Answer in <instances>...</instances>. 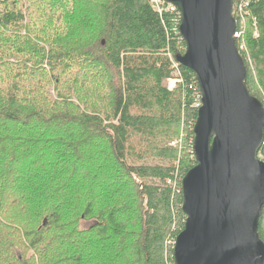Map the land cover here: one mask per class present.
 Segmentation results:
<instances>
[{"label":"trees","instance_id":"obj_1","mask_svg":"<svg viewBox=\"0 0 264 264\" xmlns=\"http://www.w3.org/2000/svg\"><path fill=\"white\" fill-rule=\"evenodd\" d=\"M17 1L0 0V32L5 33L6 36L5 39L0 36V41L8 44L4 45L5 49L11 46L16 49L17 53L26 55L22 62V73H19L18 65L7 64L15 74L10 77L11 85L8 92L5 95H0L6 97H0V127L3 125L20 126L22 135L26 134L29 137L30 133L33 134L34 139L30 138L29 145L25 146L28 141H23L22 150L28 154H32V151L26 147L35 146V143L40 141L36 138L37 133L35 134L38 129L48 130L51 127L52 130H55L59 125L62 128L63 124L71 122L73 126L70 128L75 127L74 130L79 131L77 134L79 141L67 130L52 133L54 138L42 141L43 146L37 156L39 161L35 158L33 173H28L26 161L20 165L12 163L13 160H22L14 155L13 148H16L17 140L14 139L13 131L11 133L0 131V195L4 194L7 197L5 195L7 193L14 195L18 192L21 200L24 196L22 193L32 195L35 200L39 197L51 199L52 205L58 204V202L63 205L59 209H54L53 215L56 216L57 210L67 212L64 203L66 205L71 203L74 208L75 200L85 199L90 194L93 188L87 185L90 178L92 180L97 177L101 178L99 181L102 182L99 185L106 184L104 180H110L114 186L122 180L125 182L129 180L135 186L141 202L139 209L141 210V223L135 229L138 231L137 234L140 233V239L133 244L125 242L126 227L118 221L124 212L119 207L108 210L104 217L97 222V225L90 229L79 231L78 227H74L72 237L66 233L53 234V246L48 245V241H46L42 250H39L40 255L33 253L27 260L21 262L14 256L15 251L13 253L11 251L10 255L9 247H7L9 242L5 236L0 235V264H29L35 259L37 264H84L85 261L80 256L85 257L87 252L94 249L97 244L101 246L103 241L110 238V236H104L109 233L116 240L117 248L111 252L102 253L103 256L100 257L102 260L96 264H173V241L183 230L185 222V216L181 211V181L186 173L195 166L192 140L193 126L198 110V107L195 106L198 103L197 97L188 88L193 85L198 91L195 75L191 71L178 66L184 82L172 92L167 91L166 86L162 84L163 80L170 79L174 75L175 70L172 65L176 62L175 57L185 52V43L179 35L178 11L170 10L168 4L164 3L160 15L151 9L146 0H104L98 6V13L105 24V28L101 30L103 37L99 47L96 46L93 51H91L92 48L87 50L69 48L64 51L56 43L54 45L59 52L51 50L45 54L44 48L38 47L27 35V32H31L33 27L26 26L24 23L26 15L33 16L38 13V6L42 0L32 4L31 9L27 11H23ZM71 10L73 12L71 23H75L78 21L77 9L71 8ZM249 10L251 16L245 21L247 30L242 40L245 41L249 56L255 62V66L258 65L264 75V0L253 2ZM238 29L237 25L236 32ZM255 31L257 36H254ZM18 38H20L19 42ZM240 40H235L238 52ZM239 55L246 67V89L264 107V101L257 98L253 92L254 87L252 86L255 85V82L248 60L240 53ZM79 57L90 61L94 68L114 69L119 79L123 73V86L115 92L116 95L113 99L114 119L112 121H106L102 116H96L95 113H83L82 116L73 118L62 117L59 116L58 108L44 109L42 105H37L33 100L23 99L20 107L19 98L22 97L20 92H25V85L20 87V84L32 80L35 75H38V72L46 71L44 65H47L49 67L47 72L51 73V78H54L56 84L59 85L57 80L60 79L61 73L52 69V66H67ZM66 82L67 79L64 80V84ZM261 87L264 91V82L261 83ZM50 105L56 106L51 101ZM19 107L23 112L27 109L31 112L21 115ZM36 109L43 115H48V118L35 113ZM183 117L185 142H187L185 147L188 148L185 152L187 153L178 157L177 149L156 145L152 150L159 158L171 162L177 161L178 166L171 165L170 162L157 165L144 164V161L149 162L147 153L151 150L140 149L141 141L137 135L147 132L141 137L151 136L150 144H153L155 143L153 135L162 132L163 136L170 137V130L168 132L166 130L173 129L175 125L177 128L174 130V135H179V121ZM85 136L105 141V148L87 147L80 144V139ZM62 137H66L68 140ZM162 138L159 141H162ZM13 144L14 147H12ZM127 146H137V150H132L135 154L133 152L131 154L136 157V162L139 160L143 164L128 162L129 148ZM58 147L61 148V153H57ZM3 148L6 150L3 151ZM48 152L55 159L53 176L59 177L63 181L51 186L45 184L44 177L50 175L42 169L44 163L42 157L49 156ZM86 153L88 155L85 158ZM107 154L110 155L112 164L107 162ZM263 154L264 141L258 157L260 158ZM262 160L264 161V159ZM111 165L121 173L118 174L115 170L109 169ZM14 166L17 167L16 170L13 168ZM79 171L82 172L81 180L76 176ZM16 174L19 177H16ZM69 178L71 186L67 183ZM65 185L69 189L66 190ZM30 195H27L25 199L29 197L32 201ZM8 198L10 199V197ZM1 206L2 202L0 201V210ZM32 210L40 212L39 209L33 208ZM84 212L86 216H89L91 206L84 205ZM46 222V220L43 221V226L46 225ZM53 228L48 227L51 230ZM60 231L61 229L58 232ZM99 234L103 237L99 243H94L89 239L88 235L99 236ZM15 235L19 239L16 241V247L19 244L22 245L25 238L21 239L17 233ZM258 235L264 243V209L259 220ZM39 238L36 236L30 242V250L35 249V243L42 244L40 242L43 239ZM124 243H127V246ZM13 248L12 245V250ZM110 257L109 261H103ZM92 258L97 261L99 256L92 255Z\"/></svg>","mask_w":264,"mask_h":264},{"label":"rangeland","instance_id":"obj_2","mask_svg":"<svg viewBox=\"0 0 264 264\" xmlns=\"http://www.w3.org/2000/svg\"><path fill=\"white\" fill-rule=\"evenodd\" d=\"M38 0H18L17 4L22 8L23 11H27L31 9V5L37 2ZM93 1V2H92ZM104 0H42L40 5L38 6V13L35 15H26V19L24 23L26 26L33 27L31 32H27V35L33 39L36 45L44 48V53L48 54L51 52H59L56 49L54 44L58 43L59 47L64 51L69 48H81L84 50L96 48V46H100L101 38L103 37L101 34V30L105 28V24L102 21L100 14L98 13V6ZM150 5L152 10H157L161 8L162 0H146ZM77 9V17L78 21L75 23H71V18L73 12L71 10ZM247 30V23L245 25V21L242 26H240V37H244V34ZM1 37H6L5 33L0 32ZM5 39V38H4ZM12 39V38H10ZM20 41V38L17 39ZM244 48L239 51V53L246 57L248 60V65L250 67V72L255 82V85H250L254 87L253 92L256 94L257 98L264 101V91L262 90L261 83L264 82V75L261 68L255 66V62L249 56L247 45H245V41L242 40ZM4 45H8L0 41V95H5L10 87V77H13L15 72L7 65L8 63H13L18 65L19 73L23 72V58H26V55L21 53H17L16 49L10 48L5 49ZM27 45V44H25ZM170 57V55H168ZM45 60H48L45 58ZM50 61V60H49ZM46 71H40L35 75V77L30 81H25L20 84L25 85V92L22 93V97H20L19 105L22 106L23 99L26 101L33 100L37 103V105H42L44 109H55L58 108L60 115L62 117H78L82 116L83 113L91 114L95 113L96 116H102L106 121H112L113 117V99L116 95L115 92L122 88L124 83L123 73L121 74V79H119L117 72L114 69H104L103 67L94 68L93 64L90 61H86L84 57L75 58L72 62H70L67 66L59 67L52 66V69H56L59 73H61L60 79H58V84L54 81V78H51V73L49 71V67L44 65ZM175 74V73H174ZM9 77V78H8ZM67 79V82L64 84V80ZM26 83V84H25ZM162 84L167 87L168 79L163 80ZM40 87V88H39ZM15 92V91H14ZM10 94V93H9ZM1 98H6L4 96H0ZM36 97V100L34 98ZM50 101L52 104H56V106L52 107L50 105ZM25 105V103H24ZM19 107L20 114L30 113L31 110L27 109L23 112L22 108ZM35 113L38 115H42L48 118V115H43L38 109L35 110ZM184 117L179 121L180 134L174 135V130L177 128L175 125L173 129H167L168 132L170 130V137L168 135L162 134V132L153 135V140L155 143L150 144L151 136H144L147 132L139 133L137 137L141 141L140 149H150L149 153H147L148 161H144V164L157 165L161 163H172L171 165L178 166V162H171L170 160H164L163 158H159V156L155 155L152 151L154 145L158 147H171L177 149L178 157H181L188 148L185 147L187 142H185V134H184ZM70 124V125H67ZM63 124L62 128L59 125L58 128L52 130L50 127L48 130L38 129L36 134V138L39 139V142L35 143V146H29L32 154L26 153V151L22 150L23 141H28L29 145L31 143L30 138L34 139L33 134H29V137L21 134L20 126L15 127V125H3L0 127V131L4 133H11L13 131L14 139L17 140L16 148H13L14 155L16 158L22 159L13 160L12 163L16 165H20L24 161L28 166V173H33V165L35 163V158H37L39 150L42 148L43 140L52 139V133H60L59 131L67 130L69 133L73 134L75 139H79L77 134L79 131H75V127H72V123ZM69 126V127H68ZM64 127V128H63ZM66 127V129H65ZM52 130V131H51ZM71 130V131H70ZM135 135V136H136ZM152 135V134H151ZM173 135V136H172ZM163 137V138H162ZM65 140H68L66 137ZM162 141H159L161 140ZM79 141V140H78ZM80 144H84L87 147H100L105 148V141L95 138L88 137L80 139ZM132 141V140H131ZM130 141V143H131ZM193 141V140H192ZM14 143V142H13ZM14 147V144L13 146ZM128 151V162L143 164L139 160L136 162V157L131 154L132 150H137V146L130 147ZM53 149V147H52ZM6 150L5 148L2 149ZM61 148L58 147L57 153H61ZM49 156H43V170L49 173V177H44L45 184L51 186L53 184H58L63 181L59 177H55L53 172V165L55 164L51 157L50 152ZM134 153V152H133ZM135 154V153H134ZM13 155V156H14ZM88 154H85V158ZM1 156V155H0ZM133 156V157H132ZM110 155L107 154V162L111 163ZM259 158V157H258ZM39 161V158H37ZM261 161L264 159V154L259 158ZM106 162V160H105ZM264 162V161H263ZM15 170L17 169L14 166ZM109 168V166H108ZM82 169V168H81ZM109 169L115 170L118 174L119 172L113 165ZM81 171H79L76 176L81 180ZM103 175H105L102 172ZM19 177V175H15ZM105 178V177H104ZM101 178H90L87 181V185L89 187H93L91 192L85 199H77L73 203L75 205L72 208V204L66 205L64 203L65 211H56V216L53 215L54 209L61 208L63 205L51 204V199H45L44 197L35 198L28 194L22 193L24 196L22 200L19 198V195L15 193L14 195H10V193L5 194L7 197L0 195V201L2 202L1 210H0V235L5 236L6 240L9 242L8 246L11 251L14 252V256L18 261L27 260L33 253L39 254V250H42L43 245L46 241H48V245L53 246V234L60 235L61 233H66L69 236H73V228L78 227V230H86L90 229L97 225V222L100 221L105 213L108 210L116 209L121 207L124 215L120 216L119 222L123 223L126 227L127 237L125 242L129 244H133L140 238V233H138L137 225L141 223V202L139 200L138 192L129 180L121 181L117 183L115 186L112 184L110 180H104L106 184H101L99 181ZM98 181V182H97ZM70 183V178L68 182ZM77 186V185H76ZM176 187V186H175ZM64 188L67 190L69 187L66 185ZM4 193V192H2ZM27 195H30L32 201L28 197L25 199ZM10 197V199L8 198ZM71 201V199H68ZM91 206V214L86 216L84 212V205ZM39 209L40 212H37L32 209ZM128 208V209H127ZM127 209V210H126ZM46 220V225L43 226V221ZM63 225V226H62ZM54 227L52 230L48 229V227ZM59 229L64 231H59ZM20 238H25L23 240V244H19L16 247L17 242ZM36 234V235H35ZM40 237L39 239H43L41 245L35 243V249L30 250L31 241L35 237ZM89 239L94 243H99L103 237L99 234V236L88 235ZM104 236H110L109 239L103 241L101 246L99 244L96 245L94 249H90L87 253V258L84 256H80L84 259V264H96L100 262L102 259V253H107L113 251L117 248L116 240L112 238L113 236L109 234H105ZM59 242V240H56ZM168 242V241H167ZM174 242V241H173ZM172 242V243H173ZM171 243V244H172ZM174 244V243H173ZM13 245V250H12ZM127 246V243H124ZM112 247V248H108ZM52 248V247H51ZM173 248V247H172ZM53 254V250L51 251ZM8 254V252H7ZM40 255V254H39ZM92 255H98L99 258L96 261L95 258H92ZM43 256V255H42ZM36 258V257H35ZM97 258V257H96ZM44 259V258H43ZM109 259H105L103 261H109ZM38 262L32 261L29 264H37ZM40 264V263H39Z\"/></svg>","mask_w":264,"mask_h":264},{"label":"water","instance_id":"obj_3","mask_svg":"<svg viewBox=\"0 0 264 264\" xmlns=\"http://www.w3.org/2000/svg\"><path fill=\"white\" fill-rule=\"evenodd\" d=\"M180 14L185 52L200 92L193 126L195 166L181 181L183 230L173 264H264V107L245 86L233 0H165Z\"/></svg>","mask_w":264,"mask_h":264},{"label":"built area","instance_id":"obj_4","mask_svg":"<svg viewBox=\"0 0 264 264\" xmlns=\"http://www.w3.org/2000/svg\"><path fill=\"white\" fill-rule=\"evenodd\" d=\"M256 1H259V0H233L232 16L235 20L236 27H237V25L239 27L238 31L237 32L235 31L234 39L235 40L241 39L239 42V45H238L239 51L242 50V47L244 48V45L242 42V37H240L241 36L240 26H242L244 21H246L251 16L249 7L253 2H256ZM164 3H166L165 0H162L161 8H158L156 10V12L159 13L160 15L162 13ZM166 4H168V3H166ZM168 6H169L170 10H176L173 6H171L169 4H168ZM179 18H180V14H179ZM179 24H180V22H179ZM254 36H257L256 31L254 32ZM178 66H179V64L176 62H174L172 65L173 69L175 70V72H174L175 74L170 79H168V85L166 88H167V91H169V92L174 91L178 85L183 84V82H184L182 74L178 70ZM188 88H189V90L193 91V95L197 97L198 103H196L195 106L199 108L200 107V92H199L198 85H197L198 91L196 90V88H194L193 85H190Z\"/></svg>","mask_w":264,"mask_h":264},{"label":"bare ground","instance_id":"obj_5","mask_svg":"<svg viewBox=\"0 0 264 264\" xmlns=\"http://www.w3.org/2000/svg\"><path fill=\"white\" fill-rule=\"evenodd\" d=\"M233 17V16H232Z\"/></svg>","mask_w":264,"mask_h":264}]
</instances>
